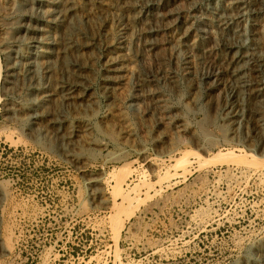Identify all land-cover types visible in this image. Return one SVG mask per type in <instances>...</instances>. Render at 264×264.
Masks as SVG:
<instances>
[{"label": "rangeland", "instance_id": "rangeland-1", "mask_svg": "<svg viewBox=\"0 0 264 264\" xmlns=\"http://www.w3.org/2000/svg\"><path fill=\"white\" fill-rule=\"evenodd\" d=\"M9 1L12 2L0 0L1 16L9 14ZM22 1L11 11L18 26L12 33L4 34L0 29V264H236L239 260L256 264L261 261L263 255H259L257 247L264 244V176H258L257 170L264 169L255 166L264 164V155H260L264 146L261 124L264 121V0H250L253 10L234 22L237 23L234 29L243 32L241 44L236 36L225 39L211 25L209 12L213 11V5L220 11L225 0H196L191 5L189 15L194 27L199 29L191 37L204 49L202 69L216 75L202 81L196 90L191 85L193 76L169 64L165 46L160 45L157 60L145 53V63L134 62L130 68L127 63L128 69L123 73L125 84L110 86V97L105 98L102 57L122 45L116 43L119 30L114 23H108L100 36H96L94 45L86 50L89 54L84 53L95 58L93 68L89 66L85 71L89 90L98 95L97 111L91 115L95 125L93 135L95 139L105 136V145L96 148L80 143L74 151L78 160L73 162L58 152L62 147L59 140H50L51 145L46 137L33 131L26 113L29 104L20 107L21 95L28 84L25 81L23 86L21 80L22 61L36 46L38 50L44 47L34 40L50 27L42 16L48 9L46 2ZM185 3L189 5V0H175L180 9L188 7ZM122 24L128 32L124 17ZM156 39L164 40L163 33H158ZM226 42H232L231 50L225 51ZM7 43L14 46L10 54L4 50ZM240 51L248 53L242 59L246 62L243 73L248 85L238 99L243 120L234 130L223 121V107L229 101L227 87L234 82L223 67L228 56ZM161 65L176 73V87L172 88L168 80L155 74ZM241 66V62L235 65L232 74ZM133 68L148 76L153 74L150 78L156 86L149 87L158 93V106L152 115H145L142 105L137 106L138 101L132 106L128 104L129 95L137 94L130 84ZM38 69V76H42L40 66ZM41 93L40 86L37 95ZM194 96L195 106L191 103ZM50 106L49 102L43 104L39 124H47ZM177 110L184 126L176 124ZM140 146L144 152L141 155ZM122 147L125 149L120 153L121 158H112ZM171 148L174 153L170 157L166 151ZM181 160L185 161L182 165ZM106 175H109L107 183L99 182L93 187L96 195L91 197L87 178L101 179ZM116 175L124 178L122 189L126 199L123 201L110 185Z\"/></svg>", "mask_w": 264, "mask_h": 264}, {"label": "bare ground", "instance_id": "bare-ground-1", "mask_svg": "<svg viewBox=\"0 0 264 264\" xmlns=\"http://www.w3.org/2000/svg\"><path fill=\"white\" fill-rule=\"evenodd\" d=\"M11 1L12 2L9 1L11 3V5H9V7L11 6V9L9 10L10 12L8 11L9 14L3 15L2 13L3 17L0 15V29L2 30V32L4 31V34L12 33L16 25L18 24L17 18H14L12 16L13 12L11 11L13 10V7L17 3L19 4L22 0H11ZM39 1H40L39 3L44 1L46 2V5H48V9L45 11V13L43 12V10H41L42 8L39 9L38 11H40L42 14L44 13V15L42 14L41 15L46 17L45 19L50 27H48L45 33L43 32V35L41 34L40 37L38 36V38L34 40V42H36L37 44L41 43L44 47L38 50L37 49L38 46H36V49H34L35 47L34 46L33 47L34 50L32 51V53L30 55L29 54L26 55L24 57V60L22 61L21 67L23 71L20 72L21 80L23 81V86L25 85L24 84L25 81H27L28 84L24 87L23 93L21 95L23 99L21 100L23 102H20V107H22L24 103L29 104L26 107L28 110L26 113L29 114L30 116L29 119L33 123V131L38 135H42L46 137L47 140H49L48 142L50 144H51L50 140L53 139L59 140L60 141L59 144H61L62 147H60V150H58V152L61 151L62 156H65V158H69L72 162L78 160L74 151L78 148L80 143L86 144L88 146H93L96 148H100V147L102 148L105 145V136H101L99 139H95L93 135V130L95 125L93 126L92 124L93 121L91 119L92 118L91 115H93L92 113L95 111L96 107L98 106L97 103L98 95L96 93L93 94L91 90H89L90 82L86 74L87 71H85L86 68L89 66L93 68V66L95 65V60H94L95 58H93L94 56L92 57L90 55L85 56L84 53L85 52L88 53L87 51L95 43L96 36H100V31L106 28L105 26L108 23H114L115 25L114 27L117 28V31L119 30L118 34H116V43L118 42L122 45L116 49L113 48L114 51L111 54L102 57L103 58L102 72L106 84L105 89L104 91H102V93L105 96V98L107 97L109 99L110 97L109 96V89L111 88L110 86L114 87L115 85L120 83L125 84L126 81L123 79V75H124L123 73L124 71H126L127 63H128V67L130 64L132 65V63L134 62L135 63L140 62L139 64L145 63V59H144L145 53L146 55H151L154 59H156L157 58L156 56H158V52H159L157 49L160 45L165 46L164 52L167 55L169 64L170 63L175 64L176 66H179L178 68H181V70H183L185 74L193 76L192 78L190 77L193 90H196L198 88V84H200L202 81L204 82L207 81L213 75L216 76L212 71L209 72L207 70L209 73H207L206 71H205L206 73H204L203 71L204 69L203 63L205 62V60L203 61L204 49L202 50L203 47L200 48L199 46H197L195 39L191 37V34L193 32L197 33V30L199 31V29H196L194 27L193 24L194 22L191 21L192 15H189L190 7H193L191 5H193V3L196 0H189V5L185 3L188 6L186 9L183 8L180 9L175 4V0H172L171 2L170 0L169 2L165 0H39ZM215 9L216 6L213 5V9H212L213 11L211 12L208 11L209 12L208 15L210 16L209 18L212 21L211 25L215 27V30L217 28L218 31L222 33L223 35L222 37L225 36V39H228V37L232 38L236 36L238 38L237 42L241 44L240 39L243 36V32L238 29H234V24L237 25V23L234 22L236 21L237 18H239V16H241L245 12L249 10H253L252 7L250 6V0H225L224 5L220 9V11H216ZM123 17L124 19H126V22L128 24L127 25L128 32H126L127 30L124 29V25L122 24ZM138 23H139V27H136ZM158 33L160 34L163 33L164 35V40H162L161 42H159L156 39V35ZM109 37L107 38L109 39ZM157 38H162V37L158 36ZM231 43L230 42L225 43L224 45L225 51L228 49L231 50L232 48ZM4 50L8 54H10L14 51V46L8 45L7 43V45L4 46ZM247 54L244 51H240L239 53L236 52L232 53L230 57L228 56L227 61L225 62V65L223 67L225 68V71L227 70L229 72L228 78L234 81L233 84L231 83L228 84V87L226 85L228 90V94L226 96L229 98V101L225 102L223 107V115H224L223 121L226 124H228V126L231 129L237 128V126L243 120V116L241 113V105L238 99L240 95L243 94L242 90H244V88L248 85V81L243 73L244 64H246V62L242 60L245 56H247ZM240 62L242 66L238 67L239 68V70L237 69L238 72L232 74V70L235 68V65L237 64L239 65ZM39 63L40 65H38ZM39 66L42 71V76H38V74H40L38 69ZM156 69L157 71L155 72V74L159 75L160 78H164L165 80H168L167 82H169L172 88L177 86L178 77L173 70L165 69V67L162 65L160 67H157ZM230 69H231V73H230ZM152 75L153 74H150L148 76L144 74L141 69L137 70L133 68L131 78L129 77L130 80L133 79V82L130 84L134 92H136L137 94L135 93L133 94L132 92V94L129 95L128 104H131L132 106V104H136L138 101L140 104L139 105L137 104V106L139 107L140 105H142L143 113L147 116L152 115V112L155 109L154 107L158 106L157 105L158 95L156 96V94L158 93L155 90V88L149 87L151 86V84L152 85L154 84V87L156 86L154 80L150 78ZM185 78L188 80L187 77H184V79ZM214 80L216 83L218 82V79L215 78ZM127 84L129 85V82H127ZM40 86L42 88V93L41 95L39 94L40 95L39 96L37 95V89ZM37 96L39 97L37 98ZM111 98L113 97L111 96ZM46 102L50 103L51 109L49 108L50 111L47 112L48 115L47 124L41 125L38 123L37 120L39 119L38 118L39 116H42L43 112H41V108L43 104ZM191 103L195 106L196 104L195 96L192 97ZM163 109L165 108L163 107ZM176 112L178 113V117L177 118L175 117L177 126H184L182 119L179 116V111L177 110ZM177 113L175 115H177ZM261 124L264 126V121H261ZM138 148H139L138 153H140V155L141 153H144L143 147L140 146ZM124 149L125 148L123 147L122 149H119L118 150L119 152L117 151V153L113 154L112 158L120 159L122 156V154L120 153L121 152L123 153ZM228 151L230 152L231 150ZM240 151H242V148ZM261 151L262 152L260 153V155H264V146L262 147ZM242 152H244V150ZM173 153H174L173 148L166 151V154L170 157L173 155ZM237 162H241V161L239 160L236 161V163ZM179 163L182 165L183 163H185V161L181 160L179 161ZM241 165L243 166L244 164ZM259 166L264 169L263 163L255 167H259ZM257 172H258V176L261 177L264 176V170H259V171L257 170ZM117 175L116 178H113V180L111 179L112 184L110 185L112 187V190L116 193V195H118L123 201L124 199H126V194H124V191L122 189L124 178L122 176L121 177L123 179L117 178L118 177ZM97 177H99V175ZM108 177L109 175H106L104 178L101 179L91 176L87 178L86 180L87 185H89V189H90V191L88 192L89 195H91V197L92 196L94 197L96 195L95 193L96 191L93 189V187L97 186L99 182L102 184L107 183ZM257 251L259 255L261 254L263 255V259L256 264H264V244L259 248L257 247ZM236 264H247V263L244 260H239V262Z\"/></svg>", "mask_w": 264, "mask_h": 264}]
</instances>
